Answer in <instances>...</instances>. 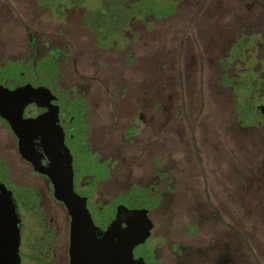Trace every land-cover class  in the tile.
Here are the masks:
<instances>
[{"label": "rangeland", "instance_id": "rangeland-1", "mask_svg": "<svg viewBox=\"0 0 264 264\" xmlns=\"http://www.w3.org/2000/svg\"><path fill=\"white\" fill-rule=\"evenodd\" d=\"M207 1L202 2L205 7ZM214 1L221 12L226 6L231 11L230 16H221V22L229 25L216 29L217 52H199L193 40L185 44L188 52H182L176 40L166 44L159 37L160 25L149 36L151 23L140 36L106 39L97 33L96 23L48 22L43 12L34 17L28 13V2L22 6L14 0H0L3 66L30 63L55 70L53 88L58 95L86 98L92 122L96 123L98 113L103 119L106 161L119 156L120 162V154L127 157V149L120 146L132 115L142 114L152 124L159 144L161 117L166 114L165 176L153 190L158 194L147 191L157 170L147 163L148 154L138 144L131 149L135 163L113 169L114 176L99 186L103 196L97 198L110 207L113 193L143 190V197L134 195L132 207H146L154 225L138 250L148 256L147 264H264V127L263 142L260 135L253 136V128L250 132L254 133L246 136L241 132L249 127L247 121L241 128L238 125L239 111L232 103L236 95L230 80L224 84L227 77L219 64L233 61L220 51L236 37L250 40L246 49L256 51L258 42L256 59L264 60V0ZM85 3L90 11L96 0ZM178 9L188 14L187 0H181ZM206 18L198 21V44L210 42ZM31 37L35 54L29 52ZM243 54L248 58L241 52L239 67L231 71L236 81L242 79ZM256 63L253 69L260 72L264 85V62ZM242 84L254 87L248 80ZM255 96L264 101V96ZM251 101L258 102L253 97ZM255 139L257 147L250 142ZM244 147V159L237 157L236 149ZM93 148L97 149L95 141ZM159 155L157 151V160ZM7 157H18L16 149L8 151Z\"/></svg>", "mask_w": 264, "mask_h": 264}, {"label": "flooded vegetation", "instance_id": "flooded-vegetation-1", "mask_svg": "<svg viewBox=\"0 0 264 264\" xmlns=\"http://www.w3.org/2000/svg\"><path fill=\"white\" fill-rule=\"evenodd\" d=\"M14 1L22 6L25 5V2H28V13H32L34 17L38 12H43L42 14L46 16L48 22L58 21L60 24L76 22L83 26L96 23L97 33L101 37L105 36L106 39L117 38L123 40L125 38L124 40H128L127 36L131 38L140 36L142 31H147L146 27L151 23L154 27L146 34V36H149L152 30L156 29V25H160L159 37L166 44H169L170 39L176 40V46H179L178 50L182 52H188L185 44L187 42V46L190 45L191 40L197 43L196 46L197 49L199 48V52H217L215 49L216 29L222 25H229L221 22L223 20L221 16L231 15L229 6L222 7L226 10L221 12L220 6L217 7V2L214 0H208L206 7V3H202L203 0H198L197 3L192 2L193 0H187L188 14H184L182 10L178 9L181 0H96L95 8L90 11L85 3L86 0ZM205 16L207 18L204 19V26H207L206 29L210 32L208 34L210 42H213L198 44V40H201V34L198 35V21ZM20 19L25 22L23 18ZM182 19L184 22L187 21L184 25ZM93 20L96 22H92ZM28 34H30L29 31ZM249 41L248 38H234L233 42H230L229 48L226 47L220 51L226 52L223 56L229 55L233 61L230 64L226 61H219V64L227 77L224 84L229 85L228 80H230L232 93L236 95V101L232 102L236 110H240L238 107L240 96H243L246 101L251 100L252 97L258 101L254 107V117L250 116L251 118H249L239 111L238 118L240 122L238 125L242 127V124L247 120L259 117L261 120H258L255 125L247 124L248 129L246 127V129L240 128L245 136L252 128L255 129V133H250H254V137L260 135V142H263L264 116L258 110V107L263 105L264 101L259 102V98L255 95L264 96V92L260 90L250 91V89H254L255 84L260 85L257 81L260 78V72L255 71L253 67L257 65L256 62L263 63L264 60L259 61L256 59V52L260 50L258 42H256V51L253 48L246 49ZM239 44L242 45V48H234ZM28 46L29 52H32V54L37 52L33 37L29 39ZM249 46L252 47L253 45L250 44ZM248 51L255 52L254 56L247 55L246 52ZM171 52L178 51L173 50ZM241 52L245 53L248 58L245 60L243 54L245 65L241 68L242 79L236 81L233 78L235 74L231 71L233 67H239L237 61L240 59L238 57ZM0 60V212L3 209V219L0 217V246L6 244L17 231L19 239L18 255L21 264H70L71 216L65 205L54 197V188L50 179L36 172L33 165L22 156L20 153V140L13 132L9 120L3 117V110H9L8 116L13 118L19 105L23 102H27L23 109L22 107L20 109L23 125L42 122L41 126L45 128H52L54 131L56 129L60 130L59 136L61 137L63 152L71 157L73 191L80 198L86 200V208L99 234H103L114 221H118L121 223L122 228H126L127 222L134 218L132 214L128 213L130 211L145 210L150 220L149 211L146 207L137 209L132 207L134 195L138 196L139 194L143 197L141 195L143 190H140L141 193L133 191L125 194L113 193L110 197V207L109 205L105 207L101 202H97V198L103 196L99 186L114 176L113 169L117 170L120 168L119 166L130 168L135 163L131 149L138 144L148 154L147 163L155 166L157 170L155 171L156 179L150 181L149 184L151 185L147 191H151V195L158 194L153 190L156 188V184H159L165 176L166 114L161 117L159 144L152 124L142 114L132 115L128 120L127 131L122 135L123 140L121 139L122 145L120 146L127 149V157L120 154L122 158L120 162L119 156L114 161H106L103 156L105 143L103 119L98 113L96 123L92 122V117L86 111L88 107L86 98L82 99L81 96L79 100H76L68 98L66 94L60 93L58 95L53 88L56 76L55 70L30 63L26 65H5L6 67H4L2 57H0ZM240 60L242 61V59ZM244 80L250 81L253 88L243 86L242 81ZM262 86L264 87L263 84ZM24 87H28V90L24 91L25 95L19 101L20 104L17 102L8 103L3 99L5 90L11 92ZM29 98H32L31 102H28ZM116 122L114 123L116 124ZM93 129H95V133L92 134ZM255 140L250 142L257 147L258 141ZM8 141L11 144L10 146ZM93 141H95L97 149L93 148ZM245 148L236 149L237 157L240 155L244 159ZM15 149L18 157H7L8 151H15ZM120 150L119 148L117 152L119 153ZM157 151L160 153L159 160L156 158ZM157 161L159 162L158 165L156 164ZM115 162L117 165L114 164ZM240 164L242 165V161H240ZM145 194H147L146 191L143 192L144 196ZM159 195L161 196L162 192ZM93 200L96 201L94 204ZM10 202L13 204L16 214V230L13 224H10L5 218ZM120 208L125 209L126 212ZM222 211L224 212V210ZM218 212L221 213V210ZM153 229L154 225L150 231V236ZM144 244L133 250V259L142 258L144 263L147 264L148 256L146 253L138 252Z\"/></svg>", "mask_w": 264, "mask_h": 264}, {"label": "water", "instance_id": "water-1", "mask_svg": "<svg viewBox=\"0 0 264 264\" xmlns=\"http://www.w3.org/2000/svg\"><path fill=\"white\" fill-rule=\"evenodd\" d=\"M26 90L28 87L11 92L5 90L3 99L8 103H19ZM31 101L32 98H29L28 102ZM26 104L23 102L19 105L13 118H9V110H3V117L9 120L20 140L22 156L33 165L36 172L50 179L54 197L65 205L71 216L70 264H145L142 258L133 259V250L150 237L153 225L147 217V211H130L128 213L134 218L127 222L126 228L114 221L103 234H99L86 208V200L73 191L71 157L63 152L60 130L45 128L41 126L42 122L23 125L20 109ZM258 110L264 116V104ZM0 217L3 219V209ZM5 218L16 230V214L11 202ZM18 246V232L15 231L13 237L0 246V264H21Z\"/></svg>", "mask_w": 264, "mask_h": 264}, {"label": "trees", "instance_id": "trees-1", "mask_svg": "<svg viewBox=\"0 0 264 264\" xmlns=\"http://www.w3.org/2000/svg\"><path fill=\"white\" fill-rule=\"evenodd\" d=\"M234 48H242V45L239 44V46H235ZM257 81L260 82V85L255 84L254 90H256V91L260 90V91L264 92V87L262 86L263 83H262L261 78H258ZM240 98L241 99L238 101V107L240 109L239 111H241L243 115H246L249 118H251L250 116L254 117L253 114H254V107H255L256 103L251 102L250 99H248V101H246L243 98V96H240ZM255 114H256V112H255ZM252 119L247 120L248 125H250V124L255 125V123H257L258 120L259 121L261 120L259 117H257V119L256 118H252Z\"/></svg>", "mask_w": 264, "mask_h": 264}]
</instances>
